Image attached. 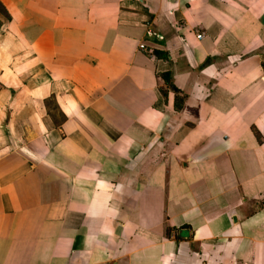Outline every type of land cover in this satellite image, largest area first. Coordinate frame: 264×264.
Returning a JSON list of instances; mask_svg holds the SVG:
<instances>
[{"label": "crops", "instance_id": "crops-1", "mask_svg": "<svg viewBox=\"0 0 264 264\" xmlns=\"http://www.w3.org/2000/svg\"><path fill=\"white\" fill-rule=\"evenodd\" d=\"M0 7V264H264V0Z\"/></svg>", "mask_w": 264, "mask_h": 264}, {"label": "trees", "instance_id": "trees-1", "mask_svg": "<svg viewBox=\"0 0 264 264\" xmlns=\"http://www.w3.org/2000/svg\"><path fill=\"white\" fill-rule=\"evenodd\" d=\"M1 8V7H0ZM163 78H164V80H165V82H169V79H170V75L168 74V73H164L163 74ZM180 101H182V99H180V98H176V107H179V105H180Z\"/></svg>", "mask_w": 264, "mask_h": 264}, {"label": "built area", "instance_id": "built-area-1", "mask_svg": "<svg viewBox=\"0 0 264 264\" xmlns=\"http://www.w3.org/2000/svg\"><path fill=\"white\" fill-rule=\"evenodd\" d=\"M198 36H200V34H199ZM141 48H143V49H144V47H143V46H141Z\"/></svg>", "mask_w": 264, "mask_h": 264}]
</instances>
